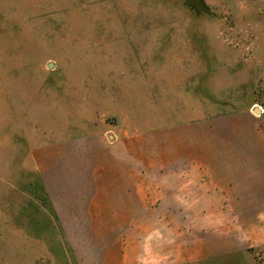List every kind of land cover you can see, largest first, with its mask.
<instances>
[{
	"label": "rangeland",
	"instance_id": "obj_1",
	"mask_svg": "<svg viewBox=\"0 0 264 264\" xmlns=\"http://www.w3.org/2000/svg\"><path fill=\"white\" fill-rule=\"evenodd\" d=\"M246 110L264 114V0H0V264H105L128 238L58 219L61 151ZM191 222L217 239L238 221Z\"/></svg>",
	"mask_w": 264,
	"mask_h": 264
},
{
	"label": "crops",
	"instance_id": "obj_2",
	"mask_svg": "<svg viewBox=\"0 0 264 264\" xmlns=\"http://www.w3.org/2000/svg\"><path fill=\"white\" fill-rule=\"evenodd\" d=\"M75 151L73 163L61 151L62 176L46 187L59 220L83 221L91 237H128L106 241L105 264H255L238 256L264 245V114L227 113L120 141L95 134ZM213 217L234 218L236 231L195 237L191 221ZM74 226L67 235H77Z\"/></svg>",
	"mask_w": 264,
	"mask_h": 264
},
{
	"label": "trees",
	"instance_id": "obj_3",
	"mask_svg": "<svg viewBox=\"0 0 264 264\" xmlns=\"http://www.w3.org/2000/svg\"><path fill=\"white\" fill-rule=\"evenodd\" d=\"M40 175H38V177H39ZM43 185V184H42ZM43 188H44V190H45V193L46 194H48V192H47V190H46V188H45V186L43 185ZM50 206H52V204L50 203Z\"/></svg>",
	"mask_w": 264,
	"mask_h": 264
},
{
	"label": "built area",
	"instance_id": "obj_4",
	"mask_svg": "<svg viewBox=\"0 0 264 264\" xmlns=\"http://www.w3.org/2000/svg\"><path fill=\"white\" fill-rule=\"evenodd\" d=\"M259 111H261V110H259ZM262 112V111H261Z\"/></svg>",
	"mask_w": 264,
	"mask_h": 264
},
{
	"label": "water",
	"instance_id": "obj_5",
	"mask_svg": "<svg viewBox=\"0 0 264 264\" xmlns=\"http://www.w3.org/2000/svg\"><path fill=\"white\" fill-rule=\"evenodd\" d=\"M50 67H51V65H50ZM258 110V109H257Z\"/></svg>",
	"mask_w": 264,
	"mask_h": 264
},
{
	"label": "bare ground",
	"instance_id": "obj_6",
	"mask_svg": "<svg viewBox=\"0 0 264 264\" xmlns=\"http://www.w3.org/2000/svg\"><path fill=\"white\" fill-rule=\"evenodd\" d=\"M258 112H259V110H258Z\"/></svg>",
	"mask_w": 264,
	"mask_h": 264
}]
</instances>
